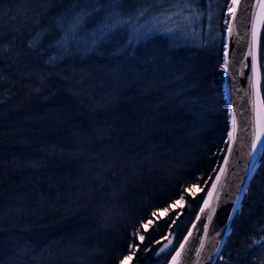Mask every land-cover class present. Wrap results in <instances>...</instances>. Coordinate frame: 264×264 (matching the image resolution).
I'll return each mask as SVG.
<instances>
[{
	"label": "trees",
	"instance_id": "trees-1",
	"mask_svg": "<svg viewBox=\"0 0 264 264\" xmlns=\"http://www.w3.org/2000/svg\"><path fill=\"white\" fill-rule=\"evenodd\" d=\"M228 4L0 0V264L168 263L229 142ZM215 264H264V152Z\"/></svg>",
	"mask_w": 264,
	"mask_h": 264
},
{
	"label": "water",
	"instance_id": "water-1",
	"mask_svg": "<svg viewBox=\"0 0 264 264\" xmlns=\"http://www.w3.org/2000/svg\"><path fill=\"white\" fill-rule=\"evenodd\" d=\"M233 6V5H232ZM257 0H239L235 14L229 13L223 52L225 98L229 109L230 131L226 153L208 188L201 206L181 243L167 264H215L228 235L236 212L240 208L250 182L261 162L264 147L253 150L256 127V88L253 83L252 32L258 34L257 59L260 64V36L263 22L256 20ZM231 28V32L229 29ZM260 98L263 99L260 68ZM236 114L233 132L232 116ZM216 191L205 208L209 193ZM215 211H212V209ZM231 216V219H229ZM210 217V218H209ZM183 246V247H181ZM179 253V256H177Z\"/></svg>",
	"mask_w": 264,
	"mask_h": 264
},
{
	"label": "snow or ice",
	"instance_id": "snow-or-ice-1",
	"mask_svg": "<svg viewBox=\"0 0 264 264\" xmlns=\"http://www.w3.org/2000/svg\"><path fill=\"white\" fill-rule=\"evenodd\" d=\"M239 3V0H232V7L229 8V13L234 15L235 14V6ZM256 20L259 24L260 22H264V0H257V14H256ZM231 32V28L229 29ZM257 46H258V34L256 28L253 29L252 32V48L249 51V55L253 56V83L254 87L256 88V127L257 131L254 133V141H253V150H258V147H264V99L260 98V64L257 59ZM228 64L225 62L224 68L227 70ZM232 125H233V132L236 130V114L233 113L232 116ZM235 137L232 135V133L229 134V139H234ZM195 187V186H193ZM216 191V186H213V192H210L209 199L205 201V208L209 207V204L213 198V195ZM193 194H195L193 192ZM178 203V202H177ZM212 211H215L213 208ZM232 212H236L237 209L233 208L231 209ZM155 215V214H154ZM210 218V217H209ZM229 219H231V216H229ZM151 223V221H149ZM143 228H147V225H142ZM139 239L143 241L144 237L141 235L139 236ZM183 247V246H181ZM177 256H179V253H177ZM132 259V255L125 256L123 260L120 261V264H127L128 261ZM175 264V261L173 262Z\"/></svg>",
	"mask_w": 264,
	"mask_h": 264
},
{
	"label": "rangeland",
	"instance_id": "rangeland-1",
	"mask_svg": "<svg viewBox=\"0 0 264 264\" xmlns=\"http://www.w3.org/2000/svg\"><path fill=\"white\" fill-rule=\"evenodd\" d=\"M231 0H229V4H228V13H229V8L231 7ZM30 5V4H29ZM31 6V7H30ZM29 6V9H28V11H30L31 12V14L35 11V7H33V5H30ZM16 10L18 11V13H19V15H23V17H24V12H23V10H22V8H16ZM263 25H264V22H263ZM260 68H261V86H262V94H263V96H264V86L262 85V82H264V75H263V73H262V65L260 64ZM86 71V69H85V71L82 69V74H81V78H83V77H85L86 75H87V73H89V72H87ZM264 98V97H263ZM199 189V186L198 185H195V187L193 188V190H198ZM178 202V203H177ZM183 204V201L181 200V199H179V200H177L175 203H173L172 204V206L171 207H178V206H181ZM167 210H168V208H166V209H162V210H160L159 211V214H165L166 212H167ZM25 250V249H24ZM33 258V257H32Z\"/></svg>",
	"mask_w": 264,
	"mask_h": 264
},
{
	"label": "bare ground",
	"instance_id": "bare-ground-1",
	"mask_svg": "<svg viewBox=\"0 0 264 264\" xmlns=\"http://www.w3.org/2000/svg\"><path fill=\"white\" fill-rule=\"evenodd\" d=\"M231 2H232V0H231ZM231 7H232V3H231ZM261 24H262V22L259 23V26H260Z\"/></svg>",
	"mask_w": 264,
	"mask_h": 264
}]
</instances>
